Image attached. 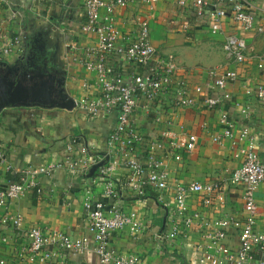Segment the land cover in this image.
I'll return each instance as SVG.
<instances>
[{"label":"crops","instance_id":"0c3cea01","mask_svg":"<svg viewBox=\"0 0 264 264\" xmlns=\"http://www.w3.org/2000/svg\"><path fill=\"white\" fill-rule=\"evenodd\" d=\"M2 1L0 25L6 27L10 36L23 33L24 43L13 54L0 60L11 65L19 62L28 66L30 57L35 53L49 62L59 54L57 59L67 68V92L73 98L81 96L84 93L82 82L94 79V74L78 58L85 56L86 48L96 45V38L83 34L80 29L85 21L84 0ZM206 1L214 4L218 0ZM240 1L248 12L256 16L259 25H264V0ZM138 18L148 19L152 42L161 53L175 58L179 75L185 77L190 87L206 84L213 68L220 73L226 69L238 72V80L227 89L230 97L217 108H208L202 96H199L194 105L174 107L171 112L167 109L163 111L160 124L154 123L153 115L142 110L137 115L138 124L144 131L155 136L164 134L179 144L186 143L191 133L197 134L195 147L182 160H165L172 188L176 179L228 183L231 173L240 164V159L234 156L232 141L238 138L242 128L247 126L249 132L257 136L259 152L264 154V103L246 93L248 82L257 83L264 79V69L258 68V62L264 61V32L246 31L228 15L222 20V31L212 33L209 8L206 7L199 14L193 0H189L187 8L179 6L178 0H157L153 10L142 2L117 9V26L122 31L133 30L136 26L134 20ZM230 34L246 39L245 62L238 63L227 55L224 45ZM74 43L78 48L72 47ZM59 47V52L52 54ZM208 94L219 95L217 92ZM243 110H247L248 115ZM113 123L112 118L94 121L75 108H5L0 113V147L5 150L7 158L0 164V186L16 178L18 173H15V169L60 161L72 136L86 141L93 152L103 155ZM226 129L233 136H223ZM215 136H220V139L215 140ZM9 164L14 170L7 169ZM125 174L124 166H119L116 175L122 177ZM97 175L85 180L73 179L58 169L54 179L43 178V194L31 191L10 206L11 212L19 213L24 218L25 228L21 232L9 224H1L5 211L0 207V260H5L4 264H56L54 260L32 262L21 255L22 247L28 242L26 231L37 225L49 230H63L75 237L84 235L87 232L84 187H93L91 183ZM202 198L193 195L191 208L209 221L231 215L243 217V190L239 186L229 182L227 189L215 199L214 205H206ZM257 202L258 227L264 232V184L257 191ZM123 206L126 211L135 212L141 230L138 235L132 233L130 226L116 231L110 242L112 248L135 253L152 264H192L196 260L199 245L203 243L200 232L191 230L175 241L159 238L163 227H168L170 210L165 200L159 199L157 192L150 191L146 198L139 200L128 196ZM230 242L235 243L236 238L232 236ZM93 246L92 243L88 250L69 255V264H97L99 259ZM262 257L264 259V253Z\"/></svg>","mask_w":264,"mask_h":264},{"label":"built area","instance_id":"2783aa9c","mask_svg":"<svg viewBox=\"0 0 264 264\" xmlns=\"http://www.w3.org/2000/svg\"><path fill=\"white\" fill-rule=\"evenodd\" d=\"M2 2L0 0V5ZM137 2L153 10L157 0H84L83 3L85 21L80 29L83 34L93 35L96 45L86 48L85 56L78 60L94 74V79L82 82L84 93L74 98L75 109L85 112L94 121L114 120L103 155L93 152L86 141L72 136L60 161L15 169L16 178L0 186V207L5 211L1 224L23 231V216L10 211L15 200L31 191L43 194L42 179H54L58 169L73 179L85 180L91 167L104 160L91 183L94 186L84 187L87 232L75 237L63 230L31 226L26 231L28 242L22 247V256L32 262L54 260L56 264H69V255L84 252L93 243L99 259L97 264H152L140 255L112 248L110 242L116 231L128 226L134 235L141 230L135 212L124 208V199L132 196L139 200L154 191L160 200H165L170 210L168 227L159 234L161 240L175 241L191 230L200 232L203 243L199 245L197 258L192 264H264V232L258 227L257 202V191L264 184V154L259 152L257 136L245 126L232 141L234 156L240 159V164L231 173L229 182L243 190V217L231 215L209 221L192 210V196H203L206 205H214L229 182L201 183L176 179L172 188L165 163L167 158L180 161L190 153L198 140L197 134L191 133L186 143L179 144L164 134L147 133L137 121L138 112L142 110L153 115L154 123L160 124L163 111L194 105L199 96L208 108H217L230 97L227 89L238 80V72L226 69L220 73L213 68L206 84L190 87L185 77L179 75L175 58L161 53L152 42L147 18L134 20L136 26L129 32L118 28L117 9L131 7ZM188 2L178 0L179 6L184 8ZM193 6L199 14L209 8L212 33L222 31V20L228 15L246 31L264 32V25H259L256 16L248 12L240 0H218L214 4L193 0ZM5 29L0 25V59L10 56L24 43L23 33L10 36ZM245 40L230 34L224 45L227 55L238 63L247 58ZM72 47L78 48L77 43ZM258 68L264 69V61L258 62ZM246 86L247 95L264 103V79L257 83L248 82ZM209 92L219 95L212 96ZM243 113L248 115L247 110ZM223 136H233V133L226 129ZM214 139L218 140L220 136ZM6 158L5 150L0 147V164ZM121 165L126 174L119 177L116 172ZM7 169L14 170L10 164ZM232 236L236 238L235 243L230 242ZM4 263L5 260H0V264Z\"/></svg>","mask_w":264,"mask_h":264},{"label":"water","instance_id":"95a60500","mask_svg":"<svg viewBox=\"0 0 264 264\" xmlns=\"http://www.w3.org/2000/svg\"><path fill=\"white\" fill-rule=\"evenodd\" d=\"M32 60L28 61V66L21 65L20 63L9 64L0 60V113L8 107L13 106H34L41 108H63L67 110H73L75 108V99L69 95L66 89V73L61 81V89L56 86V78L53 75H49L51 78V84L46 86L43 82L28 83V75L36 69L39 60L43 61V58L37 53L32 56ZM26 68V69H25ZM104 163V160L94 164L88 177L94 176L98 168ZM166 225V223H165ZM165 226L163 227V229Z\"/></svg>","mask_w":264,"mask_h":264},{"label":"flooded vegetation","instance_id":"af4514ba","mask_svg":"<svg viewBox=\"0 0 264 264\" xmlns=\"http://www.w3.org/2000/svg\"><path fill=\"white\" fill-rule=\"evenodd\" d=\"M60 47L57 48L52 54L55 52H59ZM59 54L55 55V58L53 61L43 60L44 62L39 60V64H37L36 69L31 73V75H28L27 82L33 83V82H43L44 85L48 86L51 84V78H49V75H53L56 78V86L61 89V81L63 80V76L65 75V69H64V63L57 59ZM32 56L30 57V61L32 60ZM24 68V67H23ZM20 65V70L23 69ZM26 69V68H25ZM41 85V83H40Z\"/></svg>","mask_w":264,"mask_h":264}]
</instances>
